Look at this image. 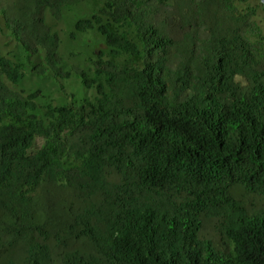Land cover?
<instances>
[{
  "label": "trees",
  "instance_id": "trees-1",
  "mask_svg": "<svg viewBox=\"0 0 264 264\" xmlns=\"http://www.w3.org/2000/svg\"><path fill=\"white\" fill-rule=\"evenodd\" d=\"M248 0H0V264H264V34ZM247 2V3H246ZM107 48L67 68L49 17Z\"/></svg>",
  "mask_w": 264,
  "mask_h": 264
},
{
  "label": "rangeland",
  "instance_id": "rangeland-1",
  "mask_svg": "<svg viewBox=\"0 0 264 264\" xmlns=\"http://www.w3.org/2000/svg\"><path fill=\"white\" fill-rule=\"evenodd\" d=\"M256 10L255 19L264 34V2L262 0L247 1ZM246 2V3H247ZM90 5L80 4L65 12L62 19L49 17L53 29L59 34V52L67 68L74 67L90 69L92 59L100 49L107 48L104 40L93 31L79 32L75 29V22L79 17L87 15ZM0 54L15 61L23 62L26 74L23 81L15 88L24 94L39 91L42 102L60 105L79 100L85 96H92V89H86L81 79L72 74L69 78H61L49 74H38L31 69L35 56L25 50L10 32L0 14Z\"/></svg>",
  "mask_w": 264,
  "mask_h": 264
},
{
  "label": "water",
  "instance_id": "water-1",
  "mask_svg": "<svg viewBox=\"0 0 264 264\" xmlns=\"http://www.w3.org/2000/svg\"><path fill=\"white\" fill-rule=\"evenodd\" d=\"M264 2V0H262Z\"/></svg>",
  "mask_w": 264,
  "mask_h": 264
}]
</instances>
